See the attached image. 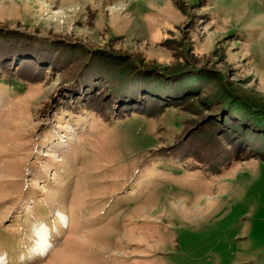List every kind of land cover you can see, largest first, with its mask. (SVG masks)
<instances>
[{
	"label": "rangeland",
	"instance_id": "rangeland-1",
	"mask_svg": "<svg viewBox=\"0 0 264 264\" xmlns=\"http://www.w3.org/2000/svg\"><path fill=\"white\" fill-rule=\"evenodd\" d=\"M245 101L264 0H0V264H264Z\"/></svg>",
	"mask_w": 264,
	"mask_h": 264
},
{
	"label": "trees",
	"instance_id": "trees-1",
	"mask_svg": "<svg viewBox=\"0 0 264 264\" xmlns=\"http://www.w3.org/2000/svg\"><path fill=\"white\" fill-rule=\"evenodd\" d=\"M148 71H152L153 73H157V74H161V73H163V74H167L168 76H166V77H162V75H158V77H156V76H154V77H156V78H160V79H162V78H165V79H168L169 78V74H171V75H174V76H177L178 75V73H180V74H182V72H181V70L179 69V70H174V71H172V72H157L156 70H154V69H150V70H148ZM157 74H155V75H157ZM197 81H199V80H197ZM180 82H183V81H180ZM178 84V83H177ZM180 84V83H179ZM179 84H178V86H179ZM161 91H165V92H168V93H171V90L170 89H168V90H166V89H162ZM185 92L186 91H191L190 89H189V87H187V88H185V90H184ZM175 95V94H177V93H175V92H173L172 91V93H171V95ZM232 95V94H231ZM182 97L184 98V97H188V98H191V97H195V95H187V94H185V95H182ZM232 97L234 98V95H232ZM178 101H182L181 99L180 100H178ZM226 102L229 104V109L231 110V111H238L240 114H238L239 115V117L240 118H244L243 116H244V114H242V113H247V109H246V107H245V105L244 104H233V103H231L230 102V100H226ZM248 105H250V106H247V107H250V108H254V109H256L254 112H257V113H260V114H255L254 116H253V120H252V123L254 124V125H257V126H259V125H261V124H263V116H262V114H264V110H262V109H264V105H262V106H256L255 104H253V103H250V102H247V101H245ZM192 104L194 105V107L195 108H197V109H199V110H203L202 108H201V106H199V104H198V102H197V100L196 99H193L192 100ZM165 107H172V106H165ZM165 107L163 108V109H165ZM179 110V109H178ZM180 111V113H183L181 110H179ZM247 114H249V113H247ZM243 115V116H242ZM246 116V115H245ZM225 117L227 118L228 116L227 115H225L224 114V119H225ZM240 118H237V116H236V122H239V123H242V121H241V119ZM221 119V118H220ZM219 119V120H220ZM185 120V119H184ZM184 120H179V121H173V122H175V124H178V123H182V122H184ZM245 120H247V118L245 117ZM247 121H249V120H247ZM179 125V124H178ZM247 130V129H246ZM242 131H244V129L242 130ZM154 152H159V153H157V154H159V155H161V153L163 152V150H158V151H154ZM223 160H225V158H223ZM149 162H150V164L151 163H159V165L157 166V168L160 170V171H163V172H168V173H170V174H172V175H179V173H180V170L178 169V166H177V164L172 160V158H171V156L170 155H168V156H166L165 158H159L158 156H154L153 158H151L150 160H148ZM221 166V164H216L215 166H213V168L211 169V170H214V169H216V167H220ZM205 167H206V165H205ZM227 167V166H226ZM225 167V168H226ZM210 171V170H209ZM221 171V170H220ZM224 171V170H223ZM105 219V218H104Z\"/></svg>",
	"mask_w": 264,
	"mask_h": 264
},
{
	"label": "bare ground",
	"instance_id": "bare-ground-1",
	"mask_svg": "<svg viewBox=\"0 0 264 264\" xmlns=\"http://www.w3.org/2000/svg\"><path fill=\"white\" fill-rule=\"evenodd\" d=\"M43 243V242H42Z\"/></svg>",
	"mask_w": 264,
	"mask_h": 264
}]
</instances>
